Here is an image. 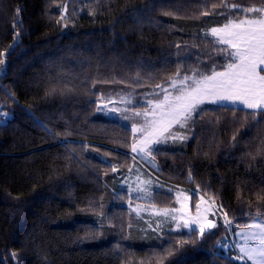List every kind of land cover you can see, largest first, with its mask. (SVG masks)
<instances>
[{"label":"trees","instance_id":"obj_1","mask_svg":"<svg viewBox=\"0 0 264 264\" xmlns=\"http://www.w3.org/2000/svg\"><path fill=\"white\" fill-rule=\"evenodd\" d=\"M258 5L0 0V107L10 115L0 116V264H246L223 247L234 229L264 218V111L201 104L200 118L175 129L185 139L152 149L146 168L168 185L144 203L175 207L174 184L223 205L233 230L220 219L203 237L127 206L133 131L96 112L104 92L221 70L231 50L210 29Z\"/></svg>","mask_w":264,"mask_h":264},{"label":"snow or ice","instance_id":"obj_2","mask_svg":"<svg viewBox=\"0 0 264 264\" xmlns=\"http://www.w3.org/2000/svg\"><path fill=\"white\" fill-rule=\"evenodd\" d=\"M231 7L239 6L231 5ZM242 12L257 13V15L246 16L244 19L210 29V34L217 38V43L229 45L233 49L229 53L228 62L221 70L213 68L208 74H204L196 69L191 74L180 77V88L177 89V93L175 95L165 94L156 105L157 108L162 109V119H146L143 125L134 129L142 134L129 145L132 153L152 155L150 146L160 143L162 139H185L186 137L178 132H172L171 129L175 125L184 128L190 120L194 123V117L198 119L203 114L202 110H198V106L206 101L217 104L218 107L227 106L228 103L233 106L239 104L247 109L255 110L253 114L264 111V6L249 7L242 9ZM3 63L4 61L0 60V64ZM176 75L180 76L179 71ZM176 85L177 81L173 80L171 87L175 88ZM157 87L161 86L157 85ZM163 90L167 93L166 88ZM233 110L237 109L233 107ZM0 115L3 113L0 112ZM136 115H141V113L137 112ZM132 158L135 159V157ZM109 166L113 171L116 170L115 166ZM181 207L184 208L186 205L182 204ZM220 208L222 210L223 205ZM156 214L167 216L169 210L165 209ZM222 215L225 221L224 227L227 230L231 221L227 219V212H222ZM193 224L197 227L193 228ZM181 227L189 229L191 234L203 237L206 229L211 231L218 225L214 219H208L207 214L201 216L200 205L197 204L196 218L193 219L187 215L181 217L180 222L176 224V229L179 230ZM244 227L257 228L264 233V222L245 224ZM177 239H183V237ZM260 255L264 257V250L260 251ZM12 256L15 259L16 253H12ZM249 258H251L250 255Z\"/></svg>","mask_w":264,"mask_h":264},{"label":"rangeland","instance_id":"obj_3","mask_svg":"<svg viewBox=\"0 0 264 264\" xmlns=\"http://www.w3.org/2000/svg\"><path fill=\"white\" fill-rule=\"evenodd\" d=\"M258 1V6H264V0ZM253 14L251 16H253ZM213 38H215V41H217L216 37ZM221 45H224L228 47L231 51H233L230 46L225 44ZM173 80L177 81V85L175 88L171 87V82ZM179 80L180 77H175L171 79L168 84L161 85V87H156L144 92H136L134 90L127 92L114 90L104 92L100 97L96 117L103 120H115L124 125L130 126L133 131L134 140L136 137H139L142 134V132H136L134 129L140 125H143L146 119H162V109L157 108L156 105L159 103L160 100L163 99V96L165 94L175 95L177 93V89L180 88ZM165 88L167 89V93H165V91L163 90ZM203 104H211L218 106L217 104L210 103L207 101ZM230 104L231 103H228L227 105ZM230 107L238 108L236 106ZM2 108L3 107L1 106L0 112L3 113ZM137 112L141 113V115H136ZM145 113H147L148 115H143ZM0 116L2 118H6V116L10 115L8 113L6 115L3 113V115ZM177 126L178 125H175L171 129V131L176 132L175 129ZM176 140L177 139H162L160 143L151 145L150 149L152 151V149L154 147L156 148L157 146H161L160 149H164L166 144L170 145ZM132 157H135V159H133ZM129 161L130 162L127 163L126 166L127 172L123 175L121 185L128 192L129 197L132 200L127 203V206L135 214L142 216L144 220H153L160 226H166L168 224H171L172 229L177 232L181 230L189 231V229L183 227L177 230L176 224L180 222V218L185 215L195 219L197 204L200 205L201 216L207 214L208 219H214L216 223H218L220 219L224 220L221 210L215 204L213 205V202H211V200H208L203 195H200L198 192H194L193 190L179 185L173 184L175 188V207L159 208L150 204H145L144 201H147L151 198V195L154 190L160 188L161 185L165 184L167 186L168 184L164 180L155 176L150 170L147 169L148 167L151 169V167L149 166L152 164L151 155L141 154L139 152H130ZM192 193L199 195V200L196 202V204H193ZM182 204L186 205V207L182 208ZM165 209L169 210V215L164 216L156 214L158 212H163V210ZM173 217H176V219H173ZM261 222H264V218H255L247 224ZM192 227L196 228L197 225L193 224ZM207 231L209 230L206 229L205 232ZM253 233H255V235H252ZM230 239L228 238L226 245L223 247L227 252L232 250V252H234V255L237 258L243 260L246 264H264V257L260 255V251L264 250V243H262V241H264V233H262L260 229L246 228L242 226L240 228L234 229L233 233L230 235ZM249 255L251 256V258H249Z\"/></svg>","mask_w":264,"mask_h":264},{"label":"water","instance_id":"obj_4","mask_svg":"<svg viewBox=\"0 0 264 264\" xmlns=\"http://www.w3.org/2000/svg\"><path fill=\"white\" fill-rule=\"evenodd\" d=\"M6 66H7V64H6V62L4 61V63H3V69H2V71H0V81H1V79L4 78V77L6 76V74H7Z\"/></svg>","mask_w":264,"mask_h":264},{"label":"crops","instance_id":"obj_5","mask_svg":"<svg viewBox=\"0 0 264 264\" xmlns=\"http://www.w3.org/2000/svg\"><path fill=\"white\" fill-rule=\"evenodd\" d=\"M215 28H219V27H215ZM228 46H229V45H228ZM227 106H233V105L230 104V105H227ZM235 106L238 107V108L246 109V110H252V109H247V108H245L244 106L239 105V104H237V105H235Z\"/></svg>","mask_w":264,"mask_h":264},{"label":"bare ground","instance_id":"obj_6","mask_svg":"<svg viewBox=\"0 0 264 264\" xmlns=\"http://www.w3.org/2000/svg\"><path fill=\"white\" fill-rule=\"evenodd\" d=\"M171 184V183H170Z\"/></svg>","mask_w":264,"mask_h":264}]
</instances>
